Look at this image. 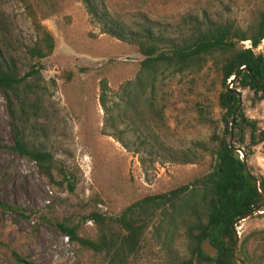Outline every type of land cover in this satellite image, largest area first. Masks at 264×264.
Masks as SVG:
<instances>
[{"label":"rangeland","instance_id":"374dc122","mask_svg":"<svg viewBox=\"0 0 264 264\" xmlns=\"http://www.w3.org/2000/svg\"><path fill=\"white\" fill-rule=\"evenodd\" d=\"M99 1H104L108 11L129 26L147 16L173 30L188 16L203 18L205 12L242 27L255 22L264 12V0ZM34 17L56 42L53 55L41 62L49 87L48 120L41 124L48 127L46 145L69 172L75 190L51 184L33 162L0 150V241L14 248L27 263L78 264L76 250L60 224L78 227L83 235L92 234L94 226L85 220L92 211L117 215L148 195L172 191L208 174L213 160L208 157L201 164L189 165L148 160L143 166L141 156L114 137L123 131V139L134 149L133 144L142 137L136 134L134 122L119 119L118 132L113 136L116 130L106 127V113L101 105L103 83L113 116L120 115L117 105L123 86L134 82L141 68L143 58L137 47L103 34L82 0H0L2 41L7 39L15 51L24 54L35 39ZM240 46L251 48L249 42ZM255 51L264 54V41ZM227 84L241 96L238 114L243 112L264 128V101L232 80ZM224 92L223 76L212 66L198 75L160 80L157 97L167 105L165 114L170 128L163 140L183 150L192 148L195 142L211 146L214 140L215 148L222 141L232 142L227 132L232 117L220 106ZM243 129L244 145L233 126L235 145L253 151L248 168L257 178L264 177V146L250 148V129ZM13 140L6 100L0 92V142L12 144ZM237 230L241 243L252 238L255 231L264 230V211L240 223ZM172 245L179 258L188 257V243L183 236ZM171 254L159 246L154 250V261L141 259L138 264H168ZM242 256L250 263L264 264L259 241L251 239L243 247ZM0 264L25 263L0 247Z\"/></svg>","mask_w":264,"mask_h":264},{"label":"trees","instance_id":"16d2710c","mask_svg":"<svg viewBox=\"0 0 264 264\" xmlns=\"http://www.w3.org/2000/svg\"><path fill=\"white\" fill-rule=\"evenodd\" d=\"M82 1L92 21L102 27L103 34L133 44L143 58L136 80L123 86L117 105L120 115L116 118L107 101L106 85L102 83L105 88L102 87L101 105L106 113V127L116 130L113 136L118 132L119 119L132 120L136 134L142 136L140 142L133 144L134 149L123 139V131L114 137L130 152L140 155L143 166L148 160L184 165L201 164L208 157L213 161L211 171L194 182L166 193L148 195L117 215L92 211L85 219L94 226L92 234L83 235L78 227L60 224L76 250L78 264H87L86 260L91 264L154 261V250L159 246L172 253L168 264H237L233 226L259 207L264 211V177L257 178L251 171L252 175L247 173L246 164L253 151L242 149L245 164L235 145L233 126L239 132L242 145L246 143L243 127L250 129V148L264 146V128L243 112L237 115L233 125L242 99L235 90L230 91L227 83L237 76L232 81L234 84L251 90L259 101H264V54L255 51L264 41V12L246 27L232 20L213 18L205 12L203 18L188 16L173 30L172 26L147 16L129 26L108 11L104 1ZM33 20L35 39L21 55L7 39L2 41L4 34L0 27V92L6 100L9 128L14 137L12 144L0 142V150L30 160L48 182L62 189L67 186L73 192L75 187L69 172L46 145L48 127L41 124L48 120L46 97L49 93L41 62L53 55L56 42L37 17ZM246 42L251 48L240 46ZM210 66L223 76L225 92L220 96V106L232 117L227 131L232 142L222 141L217 148L214 140L211 146L195 142L188 150L175 149L163 140L170 134V128L165 114L167 105L157 97L160 80L198 75ZM181 236L188 243L189 254L185 259L179 258L172 249V244ZM252 236L240 245L242 258V249L251 239L260 242L264 254V230L255 231ZM205 241L218 249L216 258L203 252ZM0 247L9 250L17 261L34 264L27 263L2 241ZM245 261L253 264L247 258Z\"/></svg>","mask_w":264,"mask_h":264},{"label":"water","instance_id":"95a60500","mask_svg":"<svg viewBox=\"0 0 264 264\" xmlns=\"http://www.w3.org/2000/svg\"><path fill=\"white\" fill-rule=\"evenodd\" d=\"M237 80V76H235L232 81L235 82ZM231 91V90H230ZM242 106V103H240V106L239 108L237 109L234 117H233V125L235 124V120L237 118V115H238V112L240 110ZM238 152L240 154H242V158H243V162L246 164V160H245V154H244V151L242 149H238ZM246 169H247V173L249 175H252L249 168H248V165L246 164ZM257 187H259V184L257 183ZM261 213V207L257 208L255 211H253L252 213H249L247 215H245L244 217H242L234 226H233V231H234V234L236 236V245L234 247V259L236 261L237 264H246L245 261L240 257L239 255V242H240V236H239V233L237 231V227H238V224L242 223L243 221L255 216V215H258ZM224 236H226V233L224 234ZM202 250L203 252L210 258L214 259L217 257L218 255V249L213 245L211 244L209 241H205L202 243Z\"/></svg>","mask_w":264,"mask_h":264},{"label":"flooded vegetation","instance_id":"af4514ba","mask_svg":"<svg viewBox=\"0 0 264 264\" xmlns=\"http://www.w3.org/2000/svg\"><path fill=\"white\" fill-rule=\"evenodd\" d=\"M239 225V224H238ZM238 231V230H237ZM239 233V232H238ZM239 236H240V234H239ZM235 238H236V236H235ZM236 245V244H235ZM240 245H241V240H240V242H239V255H240ZM218 254H219V252H218ZM218 256V255H217ZM241 257V256H240ZM242 258V257H241ZM243 259V258H242ZM244 260V259H243ZM245 261V260H244ZM245 263H246V261H245ZM247 264V263H246Z\"/></svg>","mask_w":264,"mask_h":264}]
</instances>
